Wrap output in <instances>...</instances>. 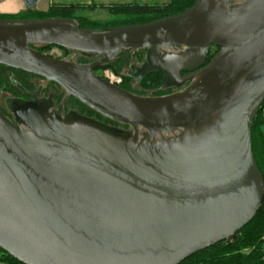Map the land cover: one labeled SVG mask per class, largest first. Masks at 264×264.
<instances>
[{"label":"water","instance_id":"water-1","mask_svg":"<svg viewBox=\"0 0 264 264\" xmlns=\"http://www.w3.org/2000/svg\"><path fill=\"white\" fill-rule=\"evenodd\" d=\"M32 44L94 60L50 57ZM141 48L135 78L156 70L161 87L177 90L138 95L92 72ZM0 64L53 80L129 127L7 99L14 121L0 111V248L17 261L179 264L229 243L257 213L264 181L251 127L264 103V0H195L174 15L100 29L71 17L0 19Z\"/></svg>","mask_w":264,"mask_h":264},{"label":"trees","instance_id":"trees-1","mask_svg":"<svg viewBox=\"0 0 264 264\" xmlns=\"http://www.w3.org/2000/svg\"><path fill=\"white\" fill-rule=\"evenodd\" d=\"M195 0H167L166 2L160 4H118V5H99L101 9H105L109 14H111L112 18L116 21L113 23L107 24H95L94 22H88L93 24H81L80 18L76 16L79 10H93L97 6L95 4H87V5H76V4H58L51 5L48 9V12L42 15L34 14L30 12L29 9L24 12L18 13H10L9 15L0 14V17H16L19 15L29 17V18H42L47 16H61V17H71L76 20L79 27L84 28L88 27L91 29H100L108 26L114 25H122V24H131V23H143L147 21H151L157 18L174 15L180 12H183L187 8H189ZM126 19V20H124ZM50 45V44H46ZM31 46V45H30ZM59 47V46H58ZM66 51H69L67 48L59 47ZM217 50L216 46H212L209 50V53L204 62L207 63L209 58L214 54ZM146 53V49H136L132 51H121L117 53L113 59L109 62L104 63L95 67L92 72L104 73L105 68L112 69L115 73L118 72V67L116 68L117 63H123L126 59L130 58L132 54L135 52ZM80 58L83 60H93L92 56H85L80 54ZM141 65L144 63L145 56L142 58ZM140 65V66H141ZM140 66L130 65V69L126 75L128 78L134 77L135 69ZM7 67V66H6ZM11 68V67H9ZM110 74V73H108ZM108 74H105L107 77ZM164 74L163 72H159L156 70L150 71L149 73L143 75L136 81L138 83L144 82L147 78H159V82L156 85L157 90L167 89L168 91L175 89V87H161V81ZM124 77V79L126 78ZM120 88L127 90L128 86L117 83ZM61 90H63L61 88ZM64 91V90H63ZM128 91V90H127ZM0 92L10 93V94H18L19 92H23L22 89L18 88H1ZM168 93V92H167ZM163 95V94H160ZM71 96V95H70ZM73 100H75L76 104H79L83 113L88 117H96L95 119L105 121L107 123L121 126L122 128H129L127 125L111 120L107 117L102 116L86 105L82 104L75 97L71 96ZM264 105V103H263ZM263 107V106H262ZM261 109L258 110L251 127V144H252V152L254 159L262 173L263 181H264V131L261 129L264 126V117L261 114ZM93 117V118H94ZM98 118V119H97ZM99 121V120H98ZM264 249V195L262 199V203L253 217L246 225H244L241 229L235 232L233 239L226 243L224 240L217 242L205 249H202L187 258L181 261L179 264H264V260L262 259L261 252ZM0 262L5 264H23L12 256H10L7 252L0 248Z\"/></svg>","mask_w":264,"mask_h":264},{"label":"flooded vegetation","instance_id":"flooded-vegetation-1","mask_svg":"<svg viewBox=\"0 0 264 264\" xmlns=\"http://www.w3.org/2000/svg\"><path fill=\"white\" fill-rule=\"evenodd\" d=\"M24 18L29 17H25L22 15L16 17H0V19L13 20ZM31 47L37 51L45 53L50 57L65 59L80 64L91 62V60H80L81 58L75 61L70 60L67 58V55H71L76 51H66L55 45L32 44ZM53 49L61 51V54H55L53 52L51 53L50 50ZM6 87L18 88L22 89L23 91L19 92L18 94L9 93L2 102L0 101V111L12 121H14V116L7 106L8 98H16L23 101H31L33 98L44 101L46 100L49 102L50 111L56 112L60 115L74 112L79 115L88 117L87 115H85V113H83L82 107L79 104H76L75 100H73L70 95L67 96L65 92L61 90L62 87L57 82L49 80L40 75L32 74L21 69L9 68L8 66L6 67V65L0 64V89ZM172 89L173 91L177 90V88ZM1 93L4 92H0V94Z\"/></svg>","mask_w":264,"mask_h":264},{"label":"rangeland","instance_id":"rangeland-1","mask_svg":"<svg viewBox=\"0 0 264 264\" xmlns=\"http://www.w3.org/2000/svg\"><path fill=\"white\" fill-rule=\"evenodd\" d=\"M19 1H20V10H18L17 13L18 12H24L25 10H27L24 1L23 0H19ZM166 1L167 0H38V2L34 5V7H32L29 10H30V12H32L34 14L42 15V14H45L46 12H48V9L51 5H58V4H76V5L95 4L97 7L93 10L86 9V10H79L78 11L76 16L78 18H80L79 20H81L80 21L81 24L82 23L83 24H93V23H88L90 21L94 22L95 24H99V23L100 24H104V23L110 24L116 20H114L112 18L111 14H109L105 9H101L99 7V5L108 6V5H118V4H125V3L149 4V5H151V4H160V3H163ZM0 14H5V15L8 14L9 15L10 13H0ZM12 14H14V13H12ZM124 20H126V19H124ZM50 51H51V53L53 52L55 54H61V51H58L56 49H53ZM145 54L146 53L135 51L132 54V56L130 58L126 59L123 63H120V62L117 63L115 66L116 68L118 67L117 73H115L110 68H105L104 73H98V72H93V73L98 75V76L104 77V78H105V73H112L116 77L120 78L121 84L128 86V89H127L128 91L135 93V94H138V95L155 96V95H160V94H167V92L168 93L173 92V90L168 91L167 89L166 90L163 89L160 91L157 90L156 85L159 82V78L156 79V78L149 77L144 82L138 83L135 79V76L132 78L126 77L127 73L129 71H132L129 66L130 65H133L136 67L140 66L141 62L143 61L141 59L144 58ZM80 57L81 56H80L79 52H74L71 55H67L68 59L74 60V61L80 59ZM80 60H82V59H80ZM93 60H91V62ZM124 77H126V78L124 79ZM6 96H8V93H5V92L1 93L0 94V101L2 102ZM93 117H90V118H92V119L96 118V117H94V118ZM98 120L100 122H103L106 125L122 128L121 126L113 125V124L107 123L105 121H102L100 119H98ZM123 129H125V128H123ZM261 129L264 131V126H262ZM0 264H5V263L0 262Z\"/></svg>","mask_w":264,"mask_h":264},{"label":"bare ground","instance_id":"bare-ground-1","mask_svg":"<svg viewBox=\"0 0 264 264\" xmlns=\"http://www.w3.org/2000/svg\"><path fill=\"white\" fill-rule=\"evenodd\" d=\"M20 10V1L19 0H3L0 2V13H17ZM107 78L109 82L117 84L118 80L114 79L112 75H108Z\"/></svg>","mask_w":264,"mask_h":264},{"label":"built area","instance_id":"built-area-1","mask_svg":"<svg viewBox=\"0 0 264 264\" xmlns=\"http://www.w3.org/2000/svg\"><path fill=\"white\" fill-rule=\"evenodd\" d=\"M105 74H108V73H105ZM110 74L112 75V77H113L114 79L118 80V83L120 82V78H119V77H116V76L113 75L112 73H110ZM105 78H106L108 81H110L106 76H105ZM261 110H262V111H261V114H262V116H264V105H263V107H262ZM261 255H262V259L264 260V249L262 250Z\"/></svg>","mask_w":264,"mask_h":264}]
</instances>
